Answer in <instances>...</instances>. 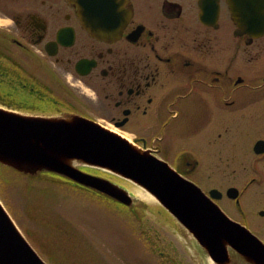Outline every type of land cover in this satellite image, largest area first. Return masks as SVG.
I'll return each mask as SVG.
<instances>
[{
  "label": "flooded vegetation",
  "instance_id": "obj_1",
  "mask_svg": "<svg viewBox=\"0 0 264 264\" xmlns=\"http://www.w3.org/2000/svg\"><path fill=\"white\" fill-rule=\"evenodd\" d=\"M4 4L13 23L0 24V102L49 118L95 112L205 195L217 189L213 201L264 246V34L237 27L226 0H127L131 15L107 40L84 29L69 0ZM199 135L194 145L213 149L219 174L206 189L182 145ZM226 250L218 264H254Z\"/></svg>",
  "mask_w": 264,
  "mask_h": 264
},
{
  "label": "water",
  "instance_id": "obj_2",
  "mask_svg": "<svg viewBox=\"0 0 264 264\" xmlns=\"http://www.w3.org/2000/svg\"><path fill=\"white\" fill-rule=\"evenodd\" d=\"M91 35L114 39L131 15L127 0H69ZM236 26L252 37L264 34V0H226ZM0 163L30 175L47 171L102 193L124 206L133 204L127 190L84 172L95 168L147 191L218 264L227 247L260 264L264 246L231 221L194 183L169 165L141 151L122 136L82 116L49 118L0 107ZM217 190H211L218 198ZM0 264H46L22 236L0 203Z\"/></svg>",
  "mask_w": 264,
  "mask_h": 264
},
{
  "label": "rangeland",
  "instance_id": "obj_3",
  "mask_svg": "<svg viewBox=\"0 0 264 264\" xmlns=\"http://www.w3.org/2000/svg\"><path fill=\"white\" fill-rule=\"evenodd\" d=\"M5 1L8 0H0L1 10H5ZM90 116L113 128L95 112H90ZM198 123L194 120L191 124ZM240 128L250 129L251 125L242 122ZM189 139L193 140L182 145L200 160L195 179L205 189L218 186V171L207 162L213 149L194 145L195 140L203 139L200 135ZM248 141L243 137L238 147L246 150ZM84 170L125 188L133 199L132 207H119L110 198L75 186L53 173L29 176L7 169L9 181L5 190L0 187V202L46 264H163L156 253H166L170 245H180L194 264H212L193 236L179 227L143 188L102 171Z\"/></svg>",
  "mask_w": 264,
  "mask_h": 264
},
{
  "label": "trees",
  "instance_id": "obj_4",
  "mask_svg": "<svg viewBox=\"0 0 264 264\" xmlns=\"http://www.w3.org/2000/svg\"><path fill=\"white\" fill-rule=\"evenodd\" d=\"M8 107L20 108L25 107V104H13L11 102H1ZM7 169H11L7 166H3L0 164V187L5 190L6 183H8V179L6 177ZM74 184V183H72ZM157 258H162L163 264H194L189 258L186 251L179 245L171 246L168 248L167 252H157Z\"/></svg>",
  "mask_w": 264,
  "mask_h": 264
},
{
  "label": "clouds",
  "instance_id": "obj_5",
  "mask_svg": "<svg viewBox=\"0 0 264 264\" xmlns=\"http://www.w3.org/2000/svg\"><path fill=\"white\" fill-rule=\"evenodd\" d=\"M0 17L3 18L2 21H0V22H2L5 25V29L4 30H8L7 29V25L12 24L13 20L10 17L5 16V14H3V13H0Z\"/></svg>",
  "mask_w": 264,
  "mask_h": 264
},
{
  "label": "bare ground",
  "instance_id": "obj_6",
  "mask_svg": "<svg viewBox=\"0 0 264 264\" xmlns=\"http://www.w3.org/2000/svg\"><path fill=\"white\" fill-rule=\"evenodd\" d=\"M123 138H125V137H123ZM142 196H143V195H142ZM143 197H145V195H144Z\"/></svg>",
  "mask_w": 264,
  "mask_h": 264
}]
</instances>
